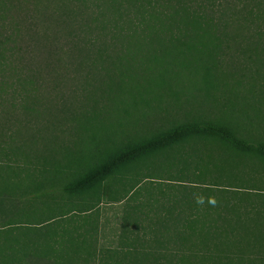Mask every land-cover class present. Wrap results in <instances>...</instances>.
<instances>
[{"label":"trees","instance_id":"trees-1","mask_svg":"<svg viewBox=\"0 0 264 264\" xmlns=\"http://www.w3.org/2000/svg\"><path fill=\"white\" fill-rule=\"evenodd\" d=\"M233 2L0 0V113L10 105L25 118L39 116V90L41 102H53L57 89L74 85L73 98L84 104L141 85L169 89L158 102L182 103L195 87L230 83L262 97L264 0ZM76 52L83 58L56 83L38 74ZM243 62L253 71L246 81L237 75ZM217 90L224 93L209 97L230 102L239 93ZM147 126L101 160L59 164L49 174V158L1 145L0 264H264L263 118L181 113ZM178 162L179 174L170 175L178 185L143 184ZM111 184L118 186L105 195ZM104 199L122 204L112 248L101 246L94 216Z\"/></svg>","mask_w":264,"mask_h":264},{"label":"rangeland","instance_id":"rangeland-1","mask_svg":"<svg viewBox=\"0 0 264 264\" xmlns=\"http://www.w3.org/2000/svg\"><path fill=\"white\" fill-rule=\"evenodd\" d=\"M243 1L246 0H234L233 3L235 6L240 7ZM50 11L51 9L48 7L47 13L49 14ZM137 43L132 42L134 45ZM155 43L160 52H168L167 50H161L160 43L154 41L153 45ZM141 46L139 47L142 49L148 47L147 45ZM76 54L77 56L68 54L53 58L55 63L47 62L45 69H39L38 74L42 72L41 75L46 76L48 73L49 75L46 78L51 75L50 81L56 83L59 75L63 77L68 75L73 65L84 56L83 53L78 54L76 52ZM93 54L98 56L96 53ZM92 60L93 56L91 55L87 62ZM242 64L240 66L243 70L237 71V75L239 79L246 81L253 71L244 66V62ZM74 88L75 85L72 90L65 86L61 90L57 89L54 94L57 93L61 99L53 102H49L50 100L41 102L46 91L44 89L39 90L37 96L40 101L37 103V107L40 109L33 113L36 114L41 111L39 116L33 115L25 118L20 114V111L18 114L13 111L12 106L8 105L5 109L7 111L0 113L2 115L0 117V126H2L0 130L4 132V135L0 132V147L3 145L4 147L20 148L49 158L53 162V165L48 166L47 173L49 174L54 169L57 170L59 164L61 167H65L69 163L83 166L85 163L92 162L94 158H99V160L105 158L115 150L117 144L147 131L149 128L147 125L161 116L192 113L193 116L202 115L203 117L231 115L235 117V120L245 118H263L264 120V94L262 97L251 95L247 92L248 90L240 89L234 83L213 85L211 89L208 87L204 89H201L200 86L195 87L194 91H190L192 94L188 97V100H183L182 103L172 100L158 102L159 95L161 93L165 95L169 91V89H164L159 85L113 88L110 90L111 96H108L106 103L103 104H93L91 102L84 104L85 101H78V99L73 98V91L76 92ZM233 88L237 89L239 93H237V98L231 99L230 102H228V99L215 100L209 97L210 92L212 94L220 92L217 89L230 90ZM79 93L81 94L80 97H83L82 93ZM220 93L223 94L224 92ZM67 95L70 96V99L62 100V97L66 98ZM227 103L234 104L225 105ZM257 108L262 109L258 110ZM178 153L180 156V151ZM160 161H165V156L155 160V165H158L157 163ZM181 165L182 162H178L172 167H164L168 169L167 173L165 170H163L164 173L159 170L160 176H157L158 178L144 180L143 184L151 186L154 191H158L159 187L161 189L174 187L179 182L171 180L170 175H178ZM257 169L263 171L264 165H259ZM146 171L148 170L144 166L137 169L139 175L141 174V179L146 175ZM58 173L59 171L56 175ZM184 180H187L186 185H191L190 179ZM197 181V184H193L197 187H203L209 183L203 180ZM12 186L11 188H14V184ZM117 186L111 184V188L106 187L104 189L105 195ZM121 205L120 203L107 202L104 199L95 211L94 216H97V221L102 226L101 246L112 248L118 243L119 228L117 226L118 219L116 218L120 217ZM199 260L197 258L191 259L195 264H207L206 260H202L203 262Z\"/></svg>","mask_w":264,"mask_h":264}]
</instances>
